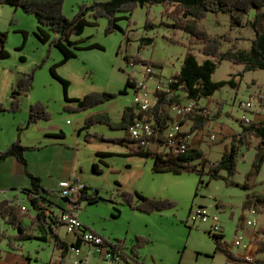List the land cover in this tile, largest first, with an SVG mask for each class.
<instances>
[{
	"label": "rangeland",
	"instance_id": "1",
	"mask_svg": "<svg viewBox=\"0 0 264 264\" xmlns=\"http://www.w3.org/2000/svg\"><path fill=\"white\" fill-rule=\"evenodd\" d=\"M86 1L66 0L63 14L73 19L79 12V6ZM163 11H165L164 6H151L137 8L130 14H121L127 18L120 22L123 32L109 36L106 34L107 19H101L97 27L88 26L83 38L89 39V44H100L105 49L80 51L76 53L77 58L57 68L61 78L70 82L69 97L81 100L89 94L119 93L125 89L129 77L135 78L139 84L144 83L143 87L151 92L158 88L164 89L163 86H167L169 80L181 71L183 59L190 48L197 54L198 60L203 62L201 48L190 45L189 34L183 30L168 29L164 24H169L170 21L163 16ZM148 18L157 25L153 31L145 29ZM37 22L34 16L26 14L21 9L0 5V31L9 35L7 49L10 54L8 60H0V62L7 71L17 73L20 80L23 75L35 74L33 90L26 96L20 97V103L26 106L30 104L29 101H33L34 104L45 103L51 116L48 123L51 126L65 128L66 144L63 147L53 145L48 150L34 146L44 144L34 135L29 137L30 140H26V133L34 132L32 127L22 131H19V124L14 127L13 116L20 115L21 112H19L18 114L6 113L9 115L0 114V145H6L13 135L17 137L16 141L21 138L24 146L28 144L30 147H27L31 149L26 152V159L32 171L36 170L42 176L44 189L48 188L49 184L55 185V179L65 174L66 165L74 163L76 172L74 177L81 176L82 180L88 184L90 196H94L96 191H99V197L106 200L95 205H90L89 201L84 200L79 209L82 223L112 245L117 246L118 241L125 242L123 247L125 254L133 257L131 252L135 238H143L149 243L136 251V254L138 260L145 264H228L222 253L216 254L217 247L214 236L211 235V225L202 223L192 226L190 216L193 210L200 207L210 215H218L222 222L223 236H225L223 242L229 248L236 229L243 224L239 221L242 216L245 219L250 217L257 221L260 229H264V213L254 216L248 211L242 212L248 191L238 186L228 187L224 181H212L209 186L204 185L200 188L199 177L194 174H183L180 177L172 174L156 175L152 170V160L134 159L122 155L128 150L119 143H115V140L123 139L126 132L113 129L105 123H97L91 129L85 130L88 118L98 113L105 112L114 122H121L125 109L134 106L136 90L130 88L126 96H119L116 100L91 110L75 112L76 104L65 101L64 88L51 73V68L63 61L61 51L49 44H41L37 40L35 36ZM231 28L230 19L224 14L219 16L209 14L200 24V29L206 30L213 38L222 40L224 50H228L232 45L248 50L254 39V33L249 29ZM23 32L29 33L26 40ZM222 36H227L232 42L228 43L222 39ZM144 37L155 39L154 45L140 49V40ZM126 38H129V42ZM72 40H78V38L74 37ZM136 57L145 64H150L154 74L159 75L162 80L146 75V66L141 64L134 66L131 62ZM22 58H25V61H22ZM244 69L242 65L223 62L213 76V80L220 82L235 79L238 87H224L215 94L213 99L199 103L209 110L211 116L221 111L219 122L226 125L228 129L239 132L243 131L241 119L245 114L252 122L264 121V71H251L244 73L243 77L235 78L239 73H243ZM4 78H9V75L5 74ZM16 87L17 85H14V88ZM14 88L11 92L10 90L6 92V85L3 82L0 104L7 106L11 104ZM250 102L253 103V108L249 112L243 111L241 104ZM67 107H74V109L67 110ZM1 118H7L8 121H2L4 119ZM173 118L175 121L183 122L176 113ZM208 128L205 133L198 134L200 138L196 140L195 137V140L203 146V151L204 149L207 151L208 157L216 160L218 154L224 150L223 144L227 139L223 135L218 137L219 132L208 131ZM79 132H81V138L78 136ZM186 132L189 130L186 129ZM88 134L103 135L107 141L93 139L89 143ZM212 135L216 137L215 141H210L209 137ZM228 139L232 143L231 137ZM259 143L258 140H253L255 147ZM3 151L0 150V152ZM100 151L110 156L107 159L99 157ZM255 155V148L248 150L247 147H242L241 158L237 164L238 173L233 178L234 182L239 185L247 182V176L255 162ZM65 156L67 158H64ZM101 160H105L109 167L106 168ZM45 163H51L52 166L47 165L46 170ZM95 164L100 165L104 171L103 174L94 172ZM49 170L54 171L53 176L45 177ZM204 180L207 182L209 176H206ZM249 183L255 186L256 191L264 194V164L260 174ZM46 190L53 192V195L48 198L61 206L65 205L60 201L56 187ZM120 192L131 195L139 192L146 194L148 198L169 200L174 202L176 207L147 215L133 210L123 197H119ZM7 198L22 204L27 210L30 209L26 195L20 191L7 190L5 194L0 195V200ZM116 201L118 204L114 203ZM114 207H117L120 214ZM53 209L58 215L62 214L57 206H53ZM114 215L119 218H114ZM6 230L11 236L17 233L0 221V233ZM253 232V229L247 228L240 234L248 242L253 238ZM59 235L66 241L73 240V236L68 233L66 227L61 228ZM234 251V255L237 254V251ZM80 258L83 260L82 264H112L105 261L100 253L89 246L81 249ZM60 261L61 251L56 250L50 243H41L37 240L25 241L16 250H11L7 240L0 244V264H58ZM67 262L74 264L69 258Z\"/></svg>",
	"mask_w": 264,
	"mask_h": 264
},
{
	"label": "trees",
	"instance_id": "2",
	"mask_svg": "<svg viewBox=\"0 0 264 264\" xmlns=\"http://www.w3.org/2000/svg\"><path fill=\"white\" fill-rule=\"evenodd\" d=\"M66 0H0V5L14 7L17 10L21 9L26 14L32 15L37 19L38 29L36 38L41 44L50 45L61 51L63 61L54 65L51 68V73L55 79L60 81L64 88L65 101L68 103H75L77 108L75 112H82L91 110L102 104L116 100L119 96L128 95V89L134 88L136 91L140 90L144 85L138 84V81L129 77L128 83L123 91L119 93H95L87 95L84 99H72L69 97V83L61 78L57 72V68L64 66L72 59L77 58V54L83 50H104V46L100 44L88 43L89 39L83 38L85 30L88 26L97 27L101 19H107L106 27L107 36L123 32L120 22L127 19L123 17L124 14H130L137 8L164 6L163 16L168 18L170 23H164L168 29L183 30L191 37L190 45H197L201 48L200 52L203 54V62L198 60L197 54L192 48L187 51L183 59L181 71L172 77V83L169 84V93L164 89H156L155 95L158 98L155 106L147 113L148 117L155 121V131L152 137V147H140V142L134 140L130 134L131 128L134 126L136 118L143 116L136 113L134 106L125 109L122 115L121 122H114L109 114L98 113L87 120V127L85 130L97 123H105L113 129L126 132L123 139H116L115 143L125 147L128 152L126 157L143 158L152 160L153 172L155 174L173 173L176 175L194 174L199 177V187L204 185L209 186L212 181H224L229 186H238L243 190L248 191L245 202L243 204L242 212H247L251 209L258 214L264 213V194L256 191L254 185L249 183L255 179L261 172L264 164V123H255L241 125L243 131L231 137L232 143L230 147H226L220 161L213 163L210 161L207 153L200 148H194L190 143L187 144L186 149L171 148L168 149V143L165 138V133L170 125L175 122L172 118L171 107L176 104H182L186 101H196L197 104L203 100L213 99L215 94L222 88L231 86L238 87V82L235 79L231 81L215 82L213 76L218 72L223 62L227 61L234 65H242L244 67L243 73L251 71H264V0H87L84 4L79 6L78 14L69 19L63 14V8ZM89 1V2H88ZM92 1V2H90ZM253 16L251 17V14ZM123 14V15H121ZM209 14L215 16L228 15L230 19L231 29H249L254 33V39L248 50H243L237 45H232L228 50L223 49V42L221 39L213 38L206 30L200 29V24ZM155 25L150 18H148L145 25L146 31L155 30ZM24 38L29 36L28 32H23ZM8 33L0 31V60H8L10 58L7 49ZM77 37L78 40H72ZM129 42V38H126ZM223 40L232 42L227 36H222ZM173 42V41H172ZM155 39L152 37H144L140 40V49L146 46L154 45ZM122 50V46H121ZM25 61V58H22ZM133 65L145 64L137 57L131 62ZM162 68V67H159ZM151 78H160L159 75L150 74ZM161 79V78H160ZM33 82H35V74L30 73L23 75L17 87L12 93V101L9 106L0 104V114L22 112V105L20 97L26 96L33 90ZM219 105V103H218ZM194 111L189 120H193V126L189 132L183 137H191L193 133L201 132L210 127L221 117V111L215 116L208 114L206 116L205 108L192 106ZM74 109V107H67V110ZM51 116L48 107L43 102H38L32 105L28 120L24 125H20L19 131L25 128H31L41 121L49 122ZM183 125V124H182ZM60 136H63L61 134ZM87 141L91 143L93 139H99L104 142L107 139L103 135L95 134L87 136ZM258 140L260 143L256 147L253 140ZM242 147H247L248 150L255 148V162L252 164L246 183L239 185L233 181L237 175L239 159L241 158ZM27 146L22 144L21 138L13 142L6 151L0 152V165L9 158L16 159L22 163L27 170L29 169L28 160L26 159V152L29 151ZM99 157L107 159L110 154L104 152L98 153ZM101 162L106 167V163ZM94 172L96 174H103L104 171L99 164L94 165ZM28 177L31 180V188L22 189L21 193L25 194L29 201L30 209L27 210L22 204L17 203L12 199L0 200V221L11 227L17 233L13 236L8 234L7 230L0 233V244L5 240L11 250H16L21 243L37 240L41 243L53 244L56 250L61 251V261L58 264H68L67 258L70 249H82L85 245L82 237L77 235L75 241L70 242L60 237V230L65 227V223L61 220L62 214L58 215L53 206L61 209L62 213L66 211V206H61L54 202L48 196L53 195L44 189L42 179L33 175L28 171ZM209 176V180L205 182L204 178ZM122 189V187H120ZM89 187L85 185L82 195L77 204L84 200L89 201L90 205L99 204L102 202L99 197V191H96L94 196H90ZM119 197H123L125 202L129 204L133 210L140 211L147 215L155 212H162L176 207L174 202L158 198H148L142 193L136 192L131 195L126 192H120ZM1 195V193H0ZM58 198V197H57ZM62 201V200H60ZM118 204V201L114 202ZM117 213L120 211L114 207ZM114 218L119 216L114 215ZM246 219L242 216L240 221L244 222ZM87 232H94L85 225ZM264 232V229H260ZM216 244V254L222 253L225 256L228 264H252L246 260L237 258L234 253L224 243L225 236L219 235L213 238ZM107 245L116 248L119 251H125L123 248L125 242L118 241L117 246L106 242ZM149 241L143 238H135L133 242V251L131 255L134 259H139L136 251L148 244ZM264 252V248L261 250ZM254 264H264V260H257Z\"/></svg>",
	"mask_w": 264,
	"mask_h": 264
},
{
	"label": "built area",
	"instance_id": "3",
	"mask_svg": "<svg viewBox=\"0 0 264 264\" xmlns=\"http://www.w3.org/2000/svg\"><path fill=\"white\" fill-rule=\"evenodd\" d=\"M135 66V65H134ZM146 75L154 74V70L151 66H146ZM160 81V78H157ZM162 80V79H161ZM172 83L170 79L167 86L164 87V91L169 93L168 86ZM139 84V83H138ZM144 85L143 84H139ZM156 90V89H155ZM155 91L151 92L146 90L142 87L140 90L136 91L135 100H134V107L136 109V113L138 115L145 114L136 118L134 121V126L130 130V134L134 140L140 142V147H152V137L154 136L155 126L156 123L154 120L150 119L147 115L149 111L153 109L156 102L158 101L157 96L154 93ZM253 103H242L241 109L245 112H249L253 108ZM189 106H196L205 108L206 116H208L209 110L205 106H201L197 104L196 101H186L182 104H176L171 107V114L174 117V113L183 114V122L175 121L173 122L168 130L165 133V138L168 143V149L171 148H179V149H186L187 144L190 143L191 137H183L184 134L187 132L184 130V124L187 121H190L188 117V107ZM172 117V118H173ZM241 122L245 125L251 124L252 121L249 120L248 116L245 114L241 119ZM183 124V125H182ZM210 141H215L216 137L214 135L209 137ZM85 189V184L81 181H73L68 180L60 183L58 189V197L62 199H68L69 206L68 209L64 213H62V221L65 223V227L73 237H77L80 235L86 244L94 249L95 252L100 253L101 256L105 261H109L114 264H145L138 259H134L133 257L125 256L124 252L117 250L109 245H107L106 241L95 232H87L85 230V225L82 223L81 219L77 216V212L79 211V207L77 204L80 200L82 195V191ZM251 215L257 216L258 213L251 209L248 211ZM190 223L192 226L202 223H209L211 225V235L212 236H219L223 235L224 231L222 229V222L218 215H210L208 212L200 207L197 208L195 211L193 210L190 216ZM258 222L250 219L248 217L240 227L236 229V233L234 238L232 239L231 245H229V249L234 252V250L238 251L236 254L237 258L246 260L254 264L257 260H264V252L261 250L264 248V232H260V227L258 226ZM253 229L256 234L250 241L246 242L245 237L241 236L240 232L244 229ZM125 254V255H124ZM74 256V257H73ZM81 256V249L72 248L70 249V253L68 258L74 264H82ZM67 258V259H68Z\"/></svg>",
	"mask_w": 264,
	"mask_h": 264
},
{
	"label": "crops",
	"instance_id": "4",
	"mask_svg": "<svg viewBox=\"0 0 264 264\" xmlns=\"http://www.w3.org/2000/svg\"><path fill=\"white\" fill-rule=\"evenodd\" d=\"M37 29H38V24H37L36 30ZM35 32H37V31H35ZM3 66H4L3 63L0 62V92H1V88L3 86V82L6 85V92H9V90L11 92V89L14 88V85H17V83L20 81V77H19V75L17 73H12V72L7 71ZM4 72H7L5 74L6 75L8 74L9 78H4V75H5ZM29 103L30 104L27 105V106L25 104L22 105L23 106V110L21 112L22 114L20 113V115L13 116L14 127H16L17 124L24 125L27 122L28 116H29V112H30V109H31V106H32L31 104H34L33 101H29ZM3 115H9V114H3ZM1 119H4L2 121H8L7 118H1ZM193 123H194L193 120H190V121H187V122L183 123L184 124V130L186 131V129H188L190 131L192 126H193ZM259 123H264V121H260ZM32 128L34 129L33 130L34 132H30V133L27 132L26 133V140H28V139L30 140L29 137L31 135H34L39 140H42V142H43L42 144H44V145H41V146L34 145L37 148H41V149H44V150L47 149L48 150L49 148H52L53 145L59 146V147H63L64 144H66L65 143V139H66L67 135L65 133V130H64L65 128L64 127H59L57 125L56 126H51V124H49L48 122L41 121L40 123L34 125ZM209 130L211 132L212 131L213 132H219V133H217L218 137H220L222 135L225 136V138L227 139V141L223 144V146L225 148L228 147V146L229 147L231 146V140L228 139V137H232L233 134L235 135V134L241 133L239 131H233V129H231V128L228 129L227 126L222 124V123H220L219 120L214 122V124H212L208 128V131ZM205 132H206V130L192 134L190 144L194 148H201L202 149L203 146L200 145L199 141H196V140H198L200 138V136H198V134L201 135L202 133H205ZM61 134H63V136H60ZM78 136L81 138V132L78 133ZM16 140H17V137L16 136L14 137V135H13L11 137L10 141L6 145H0V150L1 151L6 150L7 147L10 144H12V142H15ZM37 142H39V141H37ZM25 145L29 146L28 144H25ZM77 145H79V144H77ZM225 148H224V150H225ZM224 150H222V152H220L218 154V157H217L216 160H212L209 157L210 161L213 162V163L218 162L222 158ZM204 151L207 152L205 149H204ZM209 151H211V149ZM100 152H103V151H100ZM126 153L127 152H124V153H122V155H125ZM96 156H97V154H96ZM28 158H29V156H28ZM64 158H67V156H65ZM129 159H131V158H129ZM134 159H137V158H134ZM102 161L104 163H106V165H107L106 168H108L109 167L108 163L105 160H102ZM47 165L50 166V167L52 166L51 163L50 164L45 163L44 164V168L46 170L48 169ZM66 166L67 167L64 169L65 174L61 175V177H59V178L56 176L57 178L55 179V182H54L55 185L49 184L48 188H46V189L50 190V189H52V187H56L57 191H58L60 183L64 182V181H68V180L81 181L83 184L88 186V184L85 183L82 180L81 176H78V178L74 177V174H76L75 168H74V163H73V165H66ZM28 171H30L33 175H35L37 177H40L42 179V176L39 174L38 171H36V170L32 171L30 166H29V169L27 170V168L22 163H20L16 159H13V157L9 158L8 160H6L3 163V165L0 167V193L1 194H5L7 192V190L20 191L21 192L22 189L31 188V180L29 179L28 174H27ZM53 173H54L53 170H49V172L47 174H45V177H47L48 175L53 176ZM170 174H172L174 176H179V175H176V174H173V173H167V174L162 173L161 175L166 176V175H170ZM156 175H159V174H156ZM150 198H153V197H150ZM65 208L68 209L69 206L67 205ZM79 213L80 212L78 211L77 212V216L82 220V218L80 217ZM255 234L256 233L253 232V237H254ZM74 241H75V237H73L72 241H68V242H70L72 244ZM84 246H86V245H83L82 250H83ZM233 253H235V251ZM237 254H238V251H237ZM125 256L128 257V255H125ZM235 256H236V254H235ZM112 264H114V263H112Z\"/></svg>",
	"mask_w": 264,
	"mask_h": 264
},
{
	"label": "bare ground",
	"instance_id": "5",
	"mask_svg": "<svg viewBox=\"0 0 264 264\" xmlns=\"http://www.w3.org/2000/svg\"><path fill=\"white\" fill-rule=\"evenodd\" d=\"M194 111L192 106L188 107V115L192 114V112ZM178 117H180V119H183L184 115L180 114V113H176ZM182 150V149H181Z\"/></svg>",
	"mask_w": 264,
	"mask_h": 264
},
{
	"label": "water",
	"instance_id": "6",
	"mask_svg": "<svg viewBox=\"0 0 264 264\" xmlns=\"http://www.w3.org/2000/svg\"><path fill=\"white\" fill-rule=\"evenodd\" d=\"M100 200H102V202H105L106 200L100 197ZM62 202H64L65 204L69 203L68 199H62Z\"/></svg>",
	"mask_w": 264,
	"mask_h": 264
}]
</instances>
